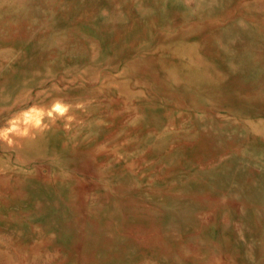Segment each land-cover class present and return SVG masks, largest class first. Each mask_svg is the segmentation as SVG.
Masks as SVG:
<instances>
[{
	"label": "rangeland",
	"instance_id": "374dc122",
	"mask_svg": "<svg viewBox=\"0 0 264 264\" xmlns=\"http://www.w3.org/2000/svg\"><path fill=\"white\" fill-rule=\"evenodd\" d=\"M0 264H264V0H0Z\"/></svg>",
	"mask_w": 264,
	"mask_h": 264
},
{
	"label": "bare ground",
	"instance_id": "6f19581e",
	"mask_svg": "<svg viewBox=\"0 0 264 264\" xmlns=\"http://www.w3.org/2000/svg\"><path fill=\"white\" fill-rule=\"evenodd\" d=\"M3 71V70H2ZM9 71V70H8ZM49 73V72H48ZM40 75V74H39ZM30 79V78H29ZM34 79V78H33ZM32 79V80H33ZM27 81V80H26ZM28 82H29V80H28ZM28 85V84H27ZM9 86V85H8ZM3 88V87H2ZM15 88V87H14ZM17 88V87H16ZM25 88V87H24ZM6 90V89H5ZM50 91V90H49ZM4 92H6V91H4ZM67 92V91H66ZM16 95V94H15ZM47 95V94H46ZM11 96V95H10ZM65 97V96H64ZM6 98V97H5ZM9 98H11V97H9ZM14 98V97H13ZM12 98V99H13ZM38 98V97H37ZM60 98V97H59ZM58 98V99H59ZM7 99V98H6ZM11 99V100H12ZM17 99V98H16ZM28 99V98H27ZM53 99V98H52ZM43 100V99H42ZM45 100V99H44ZM43 100V101H44ZM2 101V100H1ZM42 102V101H41ZM7 103V102H6ZM32 103V102H31ZM47 103V102H46ZM11 104V103H10ZM8 105V104H7ZM33 105V104H32ZM38 105V104H37ZM10 106V105H9ZM5 107V106H4ZM15 108V107H14ZM25 117V116H24ZM50 120V119H49ZM60 121V120H59ZM47 123H50V122H47ZM50 126H52V125H50ZM58 126V125H57ZM20 132H21V130H20ZM39 137H37V139H38ZM45 138V137H44ZM35 139V138H34ZM43 140V139H42ZM38 141V140H37ZM45 141V140H44ZM34 142V141H33ZM42 142V141H41ZM28 144H30V143H28ZM37 143H35V145H36ZM38 145H39V143H38ZM3 147H4V145H3ZM26 147V146H25ZM31 147V146H30ZM41 147V146H40ZM43 148V147H42ZM2 149V148H1ZM38 150H39V148H37ZM37 150V151H38ZM18 151V150H17ZM31 151V150H30ZM5 152V151H4ZM34 152L35 151H33V152H29V153H33V155H34ZM39 152V151H38ZM21 155V154H20ZM32 156V155H31ZM9 176V175H8ZM21 177V176H20ZM37 188V187H36ZM39 188V187H38ZM50 190H52V187L50 186V187H48ZM16 189V188H15ZM68 189H69V187H68ZM67 190V189H66ZM69 191V190H68ZM42 192H49V191H47L46 189H45V191H43V189H40V190H38V193H42ZM11 195V194H10ZM56 197V198H55ZM41 198H44L43 200H35L38 204H39V207H40V209H41V211H42V213H43V215H44V217H46L47 218V220H49L50 221V224L51 223H53V224H56V223H58V222H60L61 221V218H60V216L59 217H57V219H56V212H55V206H59V210H61V208H63L64 209V204L66 205V200H65V198H64V196H62V194H58V195H54L53 196V194L52 193H49L48 194V197H41ZM53 201H54V203H53ZM47 202H49V204L47 205ZM53 203V204H52ZM55 219H56V221H55Z\"/></svg>",
	"mask_w": 264,
	"mask_h": 264
}]
</instances>
